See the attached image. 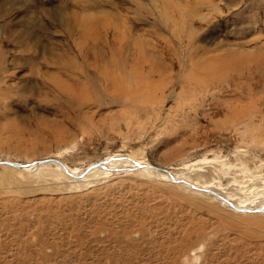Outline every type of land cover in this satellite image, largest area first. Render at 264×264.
Here are the masks:
<instances>
[{"label": "rangeland", "instance_id": "1", "mask_svg": "<svg viewBox=\"0 0 264 264\" xmlns=\"http://www.w3.org/2000/svg\"><path fill=\"white\" fill-rule=\"evenodd\" d=\"M173 172L264 192V0H0V264H264Z\"/></svg>", "mask_w": 264, "mask_h": 264}, {"label": "bare ground", "instance_id": "2", "mask_svg": "<svg viewBox=\"0 0 264 264\" xmlns=\"http://www.w3.org/2000/svg\"><path fill=\"white\" fill-rule=\"evenodd\" d=\"M119 155V157H122L123 155L122 154H112V155H108V156H106L105 157V159H109V157H112V158H115L114 156H118ZM127 157H125V159H118V158H116V159H112V160H109L108 162L109 163H107V167L108 168H112V167H114L117 163H121L123 166H126V165H129V164H133L131 161H135V162H141L142 164H144V166L143 167H140L141 169L142 168H149V169H152V167H153V169H155V165H149V162H147V161H143V160H137V159H135L134 157H132V156H130V155H126ZM107 161V160H106ZM29 162H31V161H29ZM51 162H53V161H51ZM16 163H18V162H16ZM24 163V162H23ZM46 163V162H45ZM49 164V163H48ZM105 164V163H104ZM38 165V164H37ZM50 165H52V166H54V167H56L57 169H59L58 171V173H62V175H64V176H67V177H72L71 175H69V174H67V173H65V171L63 170V168L60 166V164H59V162L57 161V162H55V163H51ZM45 166V165H44ZM9 167H11V166H9ZM28 167V166H27ZM26 167V168H27ZM32 167H34V166H30V167H28L27 169L29 170L30 168H32ZM41 167V166H40ZM106 167V168H107ZM12 168V167H11ZM10 168V169H11ZM94 168H96V169H93V170H91V171H88L81 179H78V178H76V179H74V177H72L73 179V181H87V179L88 180H90V178L89 177H91V176H94L95 177V175L96 174H102V173H106L108 170L107 169H105L104 167H94ZM116 168V167H115ZM139 168V169H140ZM15 169V168H14ZM117 169V168H116ZM148 169V170H149ZM46 170V169H45ZM44 170V171H45ZM70 170V171H69ZM82 170V169H81ZM81 170H79V169H74V168H70L69 167V169H68V171L71 173H73V174H79V172L81 171ZM143 170V169H142ZM144 170H146V169H144ZM44 171L41 173V174H46V172L44 173ZM147 171V170H146ZM150 171V170H149ZM170 171V170H169ZM67 174V175H66ZM173 175H174V177L175 178H182L183 177V179H184V183L183 184H185L186 185V183H194L197 187H199V188H202V189H206V190H212V191H214L215 193H221L222 195H224V196H220V197H216V195H212V197H213V199L215 200L216 198V200H217V202H220V203H223L224 202V199L226 198V199H230V200H232L233 202H234V204H235V207H238V208H245V207H250V208H255V207H258V206H261L262 204H264V197L262 198V200H260V201H258V200H256V198H258V195H261V194H264V192H262L261 190H259L258 188H251L250 190H249V192L248 193H250L251 192V195L250 196H246V197H244V196H242V195H239V196H235L234 194H230V193H228L227 195H225L223 192H221L220 190H218L216 187H215V185L214 184H212L211 182H206V183H199V181H197V180H194V179H190L189 177H185V176H182V175H180V174H178L177 172H173L172 173ZM163 175H165V176H167V178H169V176L168 175H166V173L165 174H163ZM63 176V177H64ZM66 177V178H67ZM69 177V178H70ZM71 179V178H70ZM71 180V181H72ZM171 180V178H169V181ZM76 183V182H75ZM78 183V182H77ZM82 184H84V183H82ZM181 184V183H180ZM186 188V187H185ZM249 188V187H248ZM191 189V188H190ZM192 190V189H191ZM201 193V192H200ZM243 193V192H242ZM203 194V193H202ZM205 194V193H204ZM233 195L235 196V197H233ZM224 198V199H223ZM229 201V200H228ZM253 202H255V203H253ZM256 202H259V203H257L256 204ZM225 203V202H224ZM225 205V204H224ZM233 211V210H232ZM234 211H237V209H235L234 208ZM238 213H245V215L246 214H252V216H255V215H253V214H258L257 212L258 211H253V210H251V211H237ZM250 212H252V213H250ZM254 212H256V213H254ZM260 214V213H259ZM248 216H251V215H248Z\"/></svg>", "mask_w": 264, "mask_h": 264}, {"label": "water", "instance_id": "3", "mask_svg": "<svg viewBox=\"0 0 264 264\" xmlns=\"http://www.w3.org/2000/svg\"><path fill=\"white\" fill-rule=\"evenodd\" d=\"M53 160L58 161L59 164L61 165V167L64 169L65 172H67V173H69V174H72V173H70V172L68 171V168H67L62 162H60V161L57 160V159H53ZM5 162H7V163H9V164H11V165H15V166L21 165V163H16V162H14V161H5Z\"/></svg>", "mask_w": 264, "mask_h": 264}]
</instances>
